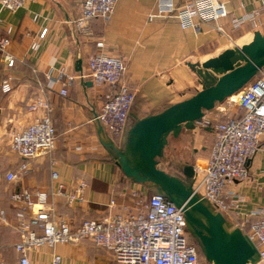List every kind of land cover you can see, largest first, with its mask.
<instances>
[{
  "label": "crops",
  "instance_id": "0c3cea01",
  "mask_svg": "<svg viewBox=\"0 0 264 264\" xmlns=\"http://www.w3.org/2000/svg\"><path fill=\"white\" fill-rule=\"evenodd\" d=\"M224 1L230 14L221 20L223 31L212 22L204 23L200 33L182 29L175 17L185 0H119L110 19H92L85 32H80L74 23L80 11L79 0H26L15 11L0 4V39L10 37L7 49L16 57V65L8 67L0 52V85L6 76H12L14 84L9 94L0 90V264H18L19 259L15 249L20 240L17 208L11 200L15 188L51 190L52 169L59 172L62 182L85 180L88 188L84 202L70 207L62 198H54L58 213L78 224L84 219L107 216L111 212L110 200L115 197L119 204L123 203L122 193L134 186L100 143L93 121L109 89L79 78L68 87V94L62 95L66 79L62 73L79 74L78 60H82L86 72L90 55L97 51V41H104L111 53L125 60L124 81L135 95L131 120L158 113L202 89L187 62H203L236 44L250 42L256 30L264 33V12L258 17L263 22L258 28L251 21L240 28H233L230 23L233 16L250 13L260 0ZM44 28L48 32L40 38ZM35 42L37 48H33ZM48 76L60 80L55 89H46ZM84 81H92L93 85L87 86ZM43 92L53 108L56 149L50 156L33 159L30 170L10 183L5 174L22 162L11 150V136L39 116L38 112L29 111L28 104ZM218 108L224 114L229 112L222 106ZM242 113L241 110L233 115ZM220 117L213 111L207 113L205 122ZM171 138L176 153L185 145L191 146L192 157L206 158L215 140L214 126L201 123L194 130L183 129L178 138L170 137L169 144ZM247 166L248 176L236 181L234 187L244 198L239 219L251 223L258 219L254 212L264 209V137ZM144 192L151 193L147 187ZM54 253L62 256V264L117 262L110 251L85 240L45 246L30 254L31 264H52Z\"/></svg>",
  "mask_w": 264,
  "mask_h": 264
},
{
  "label": "built area",
  "instance_id": "2783aa9c",
  "mask_svg": "<svg viewBox=\"0 0 264 264\" xmlns=\"http://www.w3.org/2000/svg\"><path fill=\"white\" fill-rule=\"evenodd\" d=\"M118 1L81 0L79 15L74 22L78 30L87 31L94 18L110 19ZM25 3L26 0H0V4L11 11ZM263 12L264 0H260L250 13L233 16L230 23L233 28H240L251 21L254 27H261L263 22L258 21V17ZM229 14L224 0H185L175 17L182 29L200 33L204 23L212 22L216 23L219 31H223L221 20ZM154 16L150 15V18ZM10 32L11 28H8L7 33ZM47 32L48 28H44L40 38H44ZM9 44L10 37L0 39L2 58L8 67H13L16 57L8 51ZM96 46L97 51L88 59L86 72L62 73L66 79L60 92L67 95L68 87L79 78L107 87L109 91L105 94L101 111L93 121H100L114 140L120 139L131 123L135 95L124 81L127 68L124 58L111 53L104 41H97ZM37 47L35 42L33 48ZM59 82L58 78L48 76L46 89H55ZM0 90L4 94L14 90L12 76L2 80ZM237 94L239 98L234 102L243 111L242 115L203 121L214 126L215 140L203 162L198 160L194 164V190L207 198L235 226L246 231L259 248L261 264L264 263V209L254 212L258 217L254 222L240 220L244 198L234 184L248 176L250 168L247 161L258 153L264 137V70ZM28 109L38 112L39 116L11 136V150L22 162L17 169L5 174L6 181L10 183L30 170L29 164L33 159L52 155L57 146L53 108L46 93L34 98ZM51 179L54 183L51 190L23 187L12 192L11 200L17 208V230L20 232V240L15 244L19 264H31L30 254L45 246L85 240L110 251L120 264H213L200 254L198 245L188 232L182 209L161 195L146 194L144 185L133 183L134 186L122 193L125 201L121 204L112 198L108 205L111 212L107 216L74 224L58 213L54 198H62L70 207L80 204L86 199L88 183L85 180L73 184L62 182L55 169L51 171ZM52 264H62V256L54 253Z\"/></svg>",
  "mask_w": 264,
  "mask_h": 264
},
{
  "label": "water",
  "instance_id": "95a60500",
  "mask_svg": "<svg viewBox=\"0 0 264 264\" xmlns=\"http://www.w3.org/2000/svg\"><path fill=\"white\" fill-rule=\"evenodd\" d=\"M187 65L198 76L202 89L158 113L135 116L119 143L96 120L99 141L131 182L144 185L182 209L188 232L207 262L259 264V248L246 231L194 190V164L183 163L176 175L161 168L160 163L166 157L170 137L178 138L183 129L194 130L207 112L239 93L264 70V33L256 30L250 42ZM76 67L83 72L82 60ZM84 83L93 85L92 81Z\"/></svg>",
  "mask_w": 264,
  "mask_h": 264
},
{
  "label": "rangeland",
  "instance_id": "374dc122",
  "mask_svg": "<svg viewBox=\"0 0 264 264\" xmlns=\"http://www.w3.org/2000/svg\"><path fill=\"white\" fill-rule=\"evenodd\" d=\"M80 2H81V0H79V3ZM242 41L240 43H242ZM217 106H222L225 109H228V111H230L231 114H235V112H241V109L238 108V106L235 104L234 100H231V99H227L223 103H219ZM230 109H236V111L234 110V112H233ZM213 111L215 112V114H217V113H219V108L217 109V107H216L214 110L209 111L207 113H210ZM220 118L223 119V117H220ZM171 139H172L171 143L166 148V157H165V159H163L161 161V164H160L161 168L165 169L166 171H172L173 170L176 172V171H180V167L183 165V163L190 162L192 164H195L198 160H199V162H203V158H201V157H198V158L195 156L192 157L191 146H185V145L180 146L179 151H177V153H176L173 150L174 140H173V138H171ZM174 153H176V154H174ZM174 156L177 158H174ZM112 264H120V263L116 262V263H112ZM261 264H264V263H261Z\"/></svg>",
  "mask_w": 264,
  "mask_h": 264
},
{
  "label": "trees",
  "instance_id": "16d2710c",
  "mask_svg": "<svg viewBox=\"0 0 264 264\" xmlns=\"http://www.w3.org/2000/svg\"><path fill=\"white\" fill-rule=\"evenodd\" d=\"M219 114L221 115V117H223V119H225L226 117H228V116H236V115H233V114H231V112L229 111V112H227L226 114H224L223 112H220L219 111ZM58 139V138H57ZM115 140H116V142H118L119 143V141H120V139L119 138H115ZM161 164V163H160ZM168 172H170L171 174H178V173H180V171H168ZM16 249V248H15ZM19 261H20V259H18V264H19Z\"/></svg>",
  "mask_w": 264,
  "mask_h": 264
},
{
  "label": "bare ground",
  "instance_id": "6f19581e",
  "mask_svg": "<svg viewBox=\"0 0 264 264\" xmlns=\"http://www.w3.org/2000/svg\"><path fill=\"white\" fill-rule=\"evenodd\" d=\"M239 98V95L238 94H234L233 96H231L229 99L231 100H235V99H238Z\"/></svg>",
  "mask_w": 264,
  "mask_h": 264
}]
</instances>
